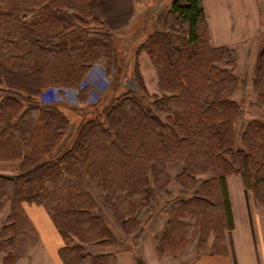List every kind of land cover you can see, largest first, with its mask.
I'll return each mask as SVG.
<instances>
[{
	"label": "trees",
	"instance_id": "1",
	"mask_svg": "<svg viewBox=\"0 0 264 264\" xmlns=\"http://www.w3.org/2000/svg\"><path fill=\"white\" fill-rule=\"evenodd\" d=\"M90 3L0 0V166L17 163L14 174L0 173L4 264L40 241L24 203L48 211L64 241L63 264H117L116 248L140 228V211L173 181L183 193L161 206L168 225L159 251L182 253L196 232L198 250L211 233L218 249L233 226L228 176L240 174L264 207V119L243 121L235 49L211 44L203 0H173L163 28L133 52L129 79L138 90L118 86L117 37ZM142 52L159 92L147 88ZM95 64L115 72V81L89 117L77 124L59 101L43 99L72 88L89 103L84 81ZM253 88L264 110V46Z\"/></svg>",
	"mask_w": 264,
	"mask_h": 264
},
{
	"label": "crops",
	"instance_id": "2",
	"mask_svg": "<svg viewBox=\"0 0 264 264\" xmlns=\"http://www.w3.org/2000/svg\"><path fill=\"white\" fill-rule=\"evenodd\" d=\"M172 2L91 0L90 9L115 35L131 29L138 21L142 22V26H135L130 34H136L134 38L142 41L149 32L163 28ZM203 7L211 44L234 48L238 57L237 65H245L247 61L255 65L264 46V0H203ZM139 65L146 85H149L148 79L152 78V87L147 85L148 90L151 93L159 92L156 72L145 52L139 55ZM145 69L149 73L146 74ZM179 171V165L171 168L173 176ZM226 182L233 226L224 229L218 249L215 235L211 233L205 246L198 250L200 233L196 232L182 253L159 251L160 238L168 225V215L161 206L165 200L183 193L180 185L173 181L163 196L156 195L154 202L157 206L153 204L140 211V228L125 243V247L116 248L117 264H264V207L244 186L240 174L228 176ZM23 206L39 233V246L43 251L36 258L31 260V255L23 262L63 264L59 251L64 241L48 211L42 205L24 203ZM3 263L4 252L0 250V264Z\"/></svg>",
	"mask_w": 264,
	"mask_h": 264
},
{
	"label": "rangeland",
	"instance_id": "3",
	"mask_svg": "<svg viewBox=\"0 0 264 264\" xmlns=\"http://www.w3.org/2000/svg\"><path fill=\"white\" fill-rule=\"evenodd\" d=\"M142 22L138 21L136 22L135 26H142ZM135 26H132L131 29L124 31L123 33H116V42L117 46L120 51V56L122 59V64L120 66V77L119 81H117L118 86L123 85L125 87H131L138 90L137 87L132 83V81L129 79L131 77L130 72L132 71L133 66V60H134V53L135 49L137 47V44L139 43L140 39L134 38L135 35H131V32H133ZM137 27V28H138ZM143 66V65H142ZM150 66V65H148ZM141 69V65H140ZM253 69L254 65L253 62L247 61L245 65H237L235 68V72L240 77L241 84L240 87L235 94V98L243 103L244 107V120L246 121L248 118L251 117H259L264 119V110L261 108V106L258 104L257 99H255V92L253 88ZM95 71H97L98 74L95 76ZM152 71V70H151ZM149 73L148 69H145V73ZM115 73V72H114ZM114 73L108 74L106 73L105 68L102 66L95 64L93 65L92 72L88 74L86 77L84 84H87L91 87V91L89 93L90 95V102L86 105H82L79 103L77 99V90L72 88L65 89L66 93L62 96H59L55 90H52L50 93H46L44 95V98L46 101L52 100V101H59L60 107L64 110L65 113L77 124L83 121L86 117H89L91 115L92 105L95 104V101H98L99 98L105 97L107 93H109L114 80ZM95 77H97L95 79ZM151 79H148L149 85L152 87ZM117 84L114 85V89H117ZM148 85V84H147ZM148 85V87H149ZM151 92V91H150ZM60 99V100H59ZM81 111H86V115H82ZM17 170V163H3L0 166V173H9L14 174ZM156 205V201L154 203ZM157 206V205H156ZM8 212V209H2L0 210V220L3 222L6 219V214ZM120 234L121 237H125L124 234L120 231L119 225L116 224L115 227ZM128 240L124 238L122 242L120 243L119 247H125V243ZM40 241L37 243V245L32 246L28 248V250L25 251V255L20 258L17 262L13 264H21L23 261H26L30 258L32 255L31 260L36 258L38 253H43V251L40 249L39 246ZM4 264V263H3ZM5 264H12V261H7ZM23 264H27V262H23Z\"/></svg>",
	"mask_w": 264,
	"mask_h": 264
}]
</instances>
